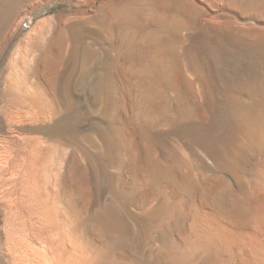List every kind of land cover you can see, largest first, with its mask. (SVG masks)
Listing matches in <instances>:
<instances>
[{
	"label": "rangeland",
	"instance_id": "obj_1",
	"mask_svg": "<svg viewBox=\"0 0 264 264\" xmlns=\"http://www.w3.org/2000/svg\"><path fill=\"white\" fill-rule=\"evenodd\" d=\"M127 2L0 0V258L20 227L41 250L104 249L96 264H136L147 237L185 241L198 189L224 174L197 145L186 166L169 159L157 133L180 143L213 107H264V0H131L125 20ZM210 41L211 64L196 46ZM262 151L237 173L240 198L264 182Z\"/></svg>",
	"mask_w": 264,
	"mask_h": 264
},
{
	"label": "bare ground",
	"instance_id": "obj_2",
	"mask_svg": "<svg viewBox=\"0 0 264 264\" xmlns=\"http://www.w3.org/2000/svg\"><path fill=\"white\" fill-rule=\"evenodd\" d=\"M23 26L24 29L32 27L29 18L23 20ZM210 42H202L196 46L198 51L205 50L206 60L211 64V54L220 44L218 46L217 42ZM147 101L149 102L148 99ZM210 114L209 119L182 122L180 132L186 139L180 143L175 140V135L172 136L178 130L176 127L169 132L162 129L154 141L158 147L168 150L169 159L180 165L186 164L183 149L197 145L198 150L203 153L202 159L208 164L216 165L224 175L211 179V182L198 189L195 197L201 213L192 217L187 239L174 240L171 245L164 243V240L158 245H152L151 237H147L141 250L138 253L136 251V264H186L195 257H200L203 264H264V182L258 183L253 191L248 190L241 198L235 188L237 173L238 176L241 173L244 175L249 158L264 151V107L257 109L243 105H223L213 107ZM233 165L237 167V171L232 173ZM152 170L155 175L165 176L168 173V170L159 165ZM153 174L150 172L148 175L150 179L154 177ZM104 224L111 229L114 227L117 231L116 239L122 237L123 232L116 224L111 221H105ZM20 228L14 236L5 232L6 252L5 257L0 258L2 264H96L97 260L93 261V256H103L104 249L97 247L98 252L95 251L96 256L93 255L91 259L77 250L78 243L75 245L73 241L58 243L46 239L47 246L41 250L33 242L30 243L24 229Z\"/></svg>",
	"mask_w": 264,
	"mask_h": 264
},
{
	"label": "clouds",
	"instance_id": "obj_3",
	"mask_svg": "<svg viewBox=\"0 0 264 264\" xmlns=\"http://www.w3.org/2000/svg\"><path fill=\"white\" fill-rule=\"evenodd\" d=\"M139 10H140V5L131 2V0L130 2L122 3L118 8L120 15L125 20L132 19Z\"/></svg>",
	"mask_w": 264,
	"mask_h": 264
},
{
	"label": "built area",
	"instance_id": "obj_4",
	"mask_svg": "<svg viewBox=\"0 0 264 264\" xmlns=\"http://www.w3.org/2000/svg\"><path fill=\"white\" fill-rule=\"evenodd\" d=\"M31 22H32V17L29 16V24H31ZM25 26H26V25H25ZM25 26H23L22 29H24Z\"/></svg>",
	"mask_w": 264,
	"mask_h": 264
}]
</instances>
